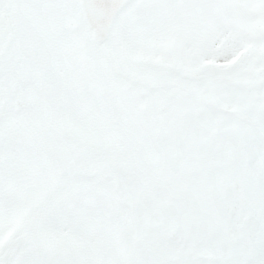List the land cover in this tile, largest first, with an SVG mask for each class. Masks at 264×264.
<instances>
[{
	"label": "snow or ice",
	"instance_id": "1",
	"mask_svg": "<svg viewBox=\"0 0 264 264\" xmlns=\"http://www.w3.org/2000/svg\"><path fill=\"white\" fill-rule=\"evenodd\" d=\"M0 264H264V0H0Z\"/></svg>",
	"mask_w": 264,
	"mask_h": 264
}]
</instances>
